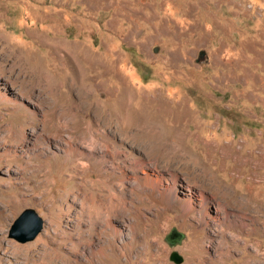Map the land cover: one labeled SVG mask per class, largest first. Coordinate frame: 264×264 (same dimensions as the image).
<instances>
[{
  "label": "rangeland",
  "instance_id": "obj_1",
  "mask_svg": "<svg viewBox=\"0 0 264 264\" xmlns=\"http://www.w3.org/2000/svg\"><path fill=\"white\" fill-rule=\"evenodd\" d=\"M222 261L264 264V0H0V264Z\"/></svg>",
  "mask_w": 264,
  "mask_h": 264
},
{
  "label": "water",
  "instance_id": "obj_2",
  "mask_svg": "<svg viewBox=\"0 0 264 264\" xmlns=\"http://www.w3.org/2000/svg\"><path fill=\"white\" fill-rule=\"evenodd\" d=\"M198 54L202 57L204 52L200 50ZM40 228V217H38L32 209L26 208L23 209L13 220L9 236L19 241L31 240L39 232ZM169 259L175 263H179L181 261L180 256H178L175 252H171Z\"/></svg>",
  "mask_w": 264,
  "mask_h": 264
},
{
  "label": "bare ground",
  "instance_id": "obj_3",
  "mask_svg": "<svg viewBox=\"0 0 264 264\" xmlns=\"http://www.w3.org/2000/svg\"><path fill=\"white\" fill-rule=\"evenodd\" d=\"M76 59H77V58H76ZM77 75H78V74H77ZM78 78L81 79V77H78ZM76 80H77V79H76ZM76 80H75V81H76ZM78 80H79V79H78ZM79 81H80V80H79ZM81 82H82V81H81ZM82 83H83V82H82ZM77 91H78V90H77ZM125 97H127L126 94L124 95V98H125ZM118 100H119V99H118ZM129 102H130V101H129ZM120 105H121V104L119 103V106H120ZM122 106H123V105H122ZM124 107H125V106H124ZM129 108H130V107H129ZM131 110H132V109H131ZM130 113H131V111H130ZM132 113H133V111H132ZM134 114H135V112H134ZM136 114H137L138 119H140V120H141L142 118H148L149 116H151V115H150L146 110H144V109L141 110L139 113L137 112ZM136 114H135V115H136ZM127 115H130V114H127ZM127 115H126V116H127ZM131 115H132V114H131ZM133 118H134V117H133ZM150 118H153V117H150ZM134 119H136V118H134ZM148 119H149V118H148ZM137 121H138V120H137ZM155 122H156V121H155ZM153 123H154V121H153ZM153 123H152V124H153ZM154 125H155V123H154ZM197 200H201V201H203L202 199H197ZM203 202H204V201H203ZM193 203H195V202L192 201V203H191V201L188 200V202H186V204L184 205V210H185L187 213H190V212L192 211L191 206H192ZM199 205H200V204H199ZM208 206H209V205H208ZM215 210L218 211L217 208H216ZM181 211H182V210H181ZM107 224H109V221H108ZM114 233H115V232H114ZM122 245H123L122 247L124 248V245H125V244H122ZM111 246H112V247L114 246V243H113V242H111ZM221 254H222V253H221ZM220 258H225V257H224V255H222ZM214 263H215V262H213L212 264H214ZM220 263H221V262H220ZM221 264H225L224 261H222Z\"/></svg>",
  "mask_w": 264,
  "mask_h": 264
}]
</instances>
